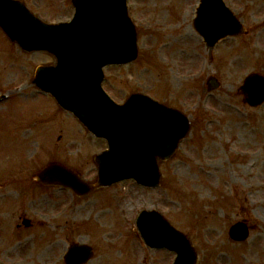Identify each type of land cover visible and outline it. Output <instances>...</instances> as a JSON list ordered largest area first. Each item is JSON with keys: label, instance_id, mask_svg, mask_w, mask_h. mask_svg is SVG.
Returning <instances> with one entry per match:
<instances>
[{"label": "rangeland", "instance_id": "obj_1", "mask_svg": "<svg viewBox=\"0 0 264 264\" xmlns=\"http://www.w3.org/2000/svg\"><path fill=\"white\" fill-rule=\"evenodd\" d=\"M24 1L47 22L70 20L75 12L71 0ZM128 1L139 56L106 66L103 87L120 103L141 92L178 108L189 115L191 131L175 156L161 163L163 178L155 188L127 179L79 197L68 188L36 184L34 173L54 159L96 180L93 157L108 143L33 83L36 68L54 57L23 52L0 27V264H66L64 255L81 235L94 249L84 264H99L104 254L107 264H173L175 251L151 247L141 236L142 210H158L183 230L198 253L196 264H264V104L250 107L238 93L248 74L264 75V0H224L246 33L211 50L194 26L200 0ZM212 75L222 83L209 91ZM96 203L116 216L108 221L92 209ZM237 220L253 227L241 243L229 236ZM108 230L114 235L106 237ZM39 234L53 237L62 250L40 258V242L32 238Z\"/></svg>", "mask_w": 264, "mask_h": 264}, {"label": "water", "instance_id": "obj_2", "mask_svg": "<svg viewBox=\"0 0 264 264\" xmlns=\"http://www.w3.org/2000/svg\"><path fill=\"white\" fill-rule=\"evenodd\" d=\"M72 2L76 11L70 21L47 23L20 0H0V25L11 40L25 51H46L56 58L55 64L37 68L34 83L109 144L95 157L99 165L96 184L83 181L59 162L38 171L36 179L43 184L71 187L79 195L129 177L145 185H157L161 180L159 162L176 152L190 130L189 118L146 94L132 93L124 103L111 98L102 86L104 66L134 61L139 51L138 31L127 0ZM195 26L210 47L244 30L224 0H202ZM214 83L211 79L210 84ZM242 90L250 104L262 103L264 77L250 75ZM138 225L148 244L178 252L174 264H195L197 255L189 240L159 213L143 211ZM231 234L242 239L248 232L238 223ZM92 253L89 247L75 246L66 259L70 264H81Z\"/></svg>", "mask_w": 264, "mask_h": 264}, {"label": "bare ground", "instance_id": "obj_3", "mask_svg": "<svg viewBox=\"0 0 264 264\" xmlns=\"http://www.w3.org/2000/svg\"><path fill=\"white\" fill-rule=\"evenodd\" d=\"M11 197H12V193L10 191H8L7 192V198H11ZM38 198H40V197H38ZM112 206H114L113 208H118V206H119L118 201L116 199H114V198H112ZM3 208L1 207V209H3ZM92 209L93 210H97L98 211V214H101V215L105 216V218L108 219V221L111 220V219H113V217L116 214L115 213V210H113V209H104V208H102V206L99 203L98 204L97 203L94 204ZM7 222H8V220H7ZM44 224L45 223H43L41 225H44ZM9 225H11V224H9ZM0 230L2 232L4 230V227H1ZM113 235H114V233H113L112 230L111 231L110 230L106 231V237L107 236H113ZM44 236H45V234H43V235L42 234H39V235H36V236L34 235L32 238H33V241H34V245H35V241L36 240H38V242H40V245L38 246V249L36 250V254L40 258H42V257L45 258V256H47L46 259H48L49 258V256H48L49 249H56V250L58 249L59 251H61L62 250V246H61V244L58 241H56V240L54 241L53 237H50L49 239H46L45 240L44 239ZM78 239L80 241L79 242L80 244H84L85 243V240L86 239L84 238L83 235H81ZM10 242H11V244H10ZM10 242H9V247L8 248H12L14 246V243H13L14 240L13 241H10ZM133 255L135 257L141 255L140 247H138L136 245L134 246ZM105 256H106L105 254H104V256H102V260H100V263L107 264L106 261H105V258H106Z\"/></svg>", "mask_w": 264, "mask_h": 264}, {"label": "flooded vegetation", "instance_id": "obj_4", "mask_svg": "<svg viewBox=\"0 0 264 264\" xmlns=\"http://www.w3.org/2000/svg\"><path fill=\"white\" fill-rule=\"evenodd\" d=\"M262 263H264V262H262Z\"/></svg>", "mask_w": 264, "mask_h": 264}]
</instances>
